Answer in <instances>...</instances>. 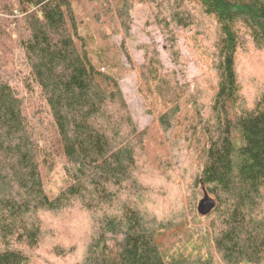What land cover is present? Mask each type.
Returning a JSON list of instances; mask_svg holds the SVG:
<instances>
[{"label": "trees", "instance_id": "trees-1", "mask_svg": "<svg viewBox=\"0 0 264 264\" xmlns=\"http://www.w3.org/2000/svg\"><path fill=\"white\" fill-rule=\"evenodd\" d=\"M137 5L171 45L192 31L208 59L205 95L154 48L139 67L160 128L194 146L193 185L215 201L207 215L196 205L209 223L191 252L157 242L166 228L141 206L146 149L121 52L87 32L109 21L128 35ZM244 67L257 70L245 83ZM49 259L264 264V0H0V264H60Z\"/></svg>", "mask_w": 264, "mask_h": 264}, {"label": "rangeland", "instance_id": "rangeland-1", "mask_svg": "<svg viewBox=\"0 0 264 264\" xmlns=\"http://www.w3.org/2000/svg\"><path fill=\"white\" fill-rule=\"evenodd\" d=\"M148 14L146 8L140 5L132 9L133 23L128 35H124L120 29L114 33L119 27L109 21L102 28L90 22L87 32L92 35L93 44L112 45L121 52L119 57L123 73L119 80L120 86L146 149V155L143 156L145 160L139 164L138 181L145 192L144 197L147 196L141 197V206L166 228L157 242L165 249L191 252L196 244H201L209 223L196 213V205L203 195L193 185V178L201 163L200 157L194 146L189 145L178 133L162 131L155 108L141 90L139 67L144 63L146 48H154L164 70H175L179 83L189 86V94L198 84L205 95L206 87L210 86L208 59L202 51L196 50L198 44L192 38V31H178V37L171 45L154 22H147ZM173 53L179 56L176 64L172 61L175 58ZM244 70V83L257 74L256 68L252 72L250 68L244 67ZM150 160L157 161L159 167L155 168L154 164L149 163ZM59 185L60 175L57 174L50 188L56 191ZM57 260L60 264L67 262L65 259H49L53 263Z\"/></svg>", "mask_w": 264, "mask_h": 264}, {"label": "water", "instance_id": "water-1", "mask_svg": "<svg viewBox=\"0 0 264 264\" xmlns=\"http://www.w3.org/2000/svg\"><path fill=\"white\" fill-rule=\"evenodd\" d=\"M215 207V201L207 194H204V196L199 200L197 204V211L201 215H207L210 213L213 208Z\"/></svg>", "mask_w": 264, "mask_h": 264}]
</instances>
